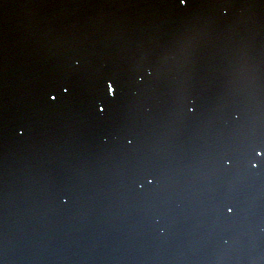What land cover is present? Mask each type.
I'll return each instance as SVG.
<instances>
[{
    "label": "snow or ice",
    "instance_id": "snow-or-ice-1",
    "mask_svg": "<svg viewBox=\"0 0 264 264\" xmlns=\"http://www.w3.org/2000/svg\"><path fill=\"white\" fill-rule=\"evenodd\" d=\"M261 3H264V0H261ZM171 6L181 10H190L208 5L204 3H197L196 0H172ZM212 6L219 9L222 16H227L228 11L234 8L236 5L232 2V0H216ZM0 7L7 8L9 7V4L5 3L4 0H0ZM194 42V36L186 34H177L173 36L161 49V61L166 63L173 55L187 59ZM79 65L80 61L79 59H76L73 61L72 67L74 70L78 71ZM156 70L157 69L151 65L143 68V71L148 76H151ZM73 74H77L76 71H74ZM235 76L244 84L247 91V101L241 106H238L232 115L233 121H235L237 124H240L246 118H251L254 108L259 107L260 110L264 112V75H258L256 69L250 65L241 63L237 66ZM102 84L104 94L108 98L114 100L116 98V93L119 91V85L115 84L112 78L102 81ZM50 88L53 90L57 88L62 89L64 93L70 92L69 87L63 82V80L52 81L50 83ZM48 98L50 100H56L58 97L56 94H53V92H49ZM104 103V96L97 93V95L94 97L93 107L95 108L97 114L101 116H103L106 111L105 107L100 106ZM186 108L188 112L195 111L192 101L188 102ZM18 134L23 135V132L20 131ZM124 138L128 147H132L134 145L135 136L131 132L126 133ZM252 158L264 159V134L251 135L246 141L240 157L226 156L222 158V167L224 169H231L235 166V161L237 159L240 161L246 160L248 167L244 168L243 171L249 175H253L254 170L259 167V163L253 162ZM141 175L144 182L149 186L158 182V178L153 175L151 171H145ZM223 208L225 210V215H233L237 211L236 205L231 203L230 199L226 200V202L223 204Z\"/></svg>",
    "mask_w": 264,
    "mask_h": 264
},
{
    "label": "clouds",
    "instance_id": "clouds-1",
    "mask_svg": "<svg viewBox=\"0 0 264 264\" xmlns=\"http://www.w3.org/2000/svg\"><path fill=\"white\" fill-rule=\"evenodd\" d=\"M246 7H249V8H264V3H260V4H249V5H246ZM228 243L229 242L226 240L225 241V244H228ZM258 259L264 260V256L258 257Z\"/></svg>",
    "mask_w": 264,
    "mask_h": 264
}]
</instances>
